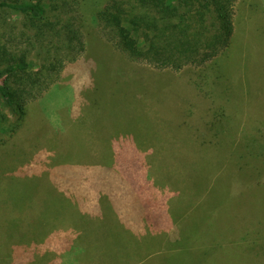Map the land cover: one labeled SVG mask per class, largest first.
<instances>
[{
	"label": "rangeland",
	"instance_id": "1",
	"mask_svg": "<svg viewBox=\"0 0 264 264\" xmlns=\"http://www.w3.org/2000/svg\"><path fill=\"white\" fill-rule=\"evenodd\" d=\"M253 9L263 10L264 0L238 1V43L233 51L228 50L204 67L188 66L180 72L156 71L134 64V72L129 73L128 68L113 59L115 52H120L102 40L95 25L88 22L89 15L94 17L93 8L88 9L89 14H82L84 53L77 61L66 62L50 88L31 105L22 125L10 134H0V164L13 167L14 174L29 173L30 180L41 178L39 182L43 184L28 187L24 192L36 201L37 208L27 201L22 204L0 201V223L7 225L12 233L14 222L27 226L21 231L22 245H11L0 239V248L6 251L10 247L15 252L11 263V256L3 255L2 264H13L19 256L23 264H53L55 258H60L56 264H136L133 259L125 261L126 255L133 254L138 255L137 259L144 256L141 264H204L208 256L217 260L215 264H264L262 213L249 205L251 213L247 210L245 215L238 216L234 203L237 184L246 181V172L252 179L262 172L260 158L264 148L256 150L257 155L251 149L242 150L241 154L227 140L237 136L239 141L241 121L243 125L249 123V128L255 126L260 111L264 110V27L259 24L257 30H251L252 23L264 22V16L250 12ZM5 16L9 35L17 40L23 37L20 46L29 50L30 68L36 71L46 66L50 47L29 45L28 39L22 36L23 31L27 32L24 16L12 10ZM245 26L251 30L248 39ZM101 42H106L109 48ZM142 44L137 37L133 41L135 47ZM61 53L66 54V50L61 49ZM213 71L214 77L213 74L205 77V72ZM141 72L157 73L156 79L149 73L146 83L152 87L154 84L159 97L153 98L152 94L153 100H143L145 93L140 91L134 97L135 88L146 75ZM115 74L120 81L132 75L121 106L117 99L112 100L119 90L111 93ZM3 111L11 124L16 123L17 115L5 107ZM141 112L146 119L139 116ZM182 113L186 116H181ZM139 123L145 128L155 126L154 138L147 128H142L140 133ZM213 123L226 134L216 138L209 130ZM223 141L228 144L226 154ZM189 153L195 155L193 160H189ZM213 158H217L218 168L204 169ZM133 159L139 160L136 166L133 161L132 167L125 169L123 162ZM224 159L241 167L243 174L234 171L215 178L214 170L217 174L224 170ZM3 167H0V180H3L0 188L5 179L14 176L12 170L3 172ZM127 175H131V184L136 185L128 192L125 185L129 183L122 182ZM193 175L198 179L203 177L201 182L205 186H193ZM85 188L89 191L83 192ZM188 196L200 199L196 203L200 211L196 214L187 208ZM251 199L255 200V196ZM115 200L122 208L121 215L107 219V225L91 227L76 235L70 225V211L75 217L85 216L82 209L97 215L105 202L117 203ZM179 205L181 212L172 213ZM134 213L136 219L128 217ZM160 213L162 218L158 216ZM63 215L67 216L64 225L58 223ZM173 215L178 220L185 219L186 228L176 225L177 218ZM40 221L50 224L51 237L45 240L47 248L43 247L42 239L29 234L30 227ZM202 228L209 235H223L224 249H220L222 240H219L208 254ZM15 229L16 226L13 236L19 232ZM182 230L194 237L190 250L188 240L183 251L175 242ZM74 239L79 240L77 248V243L66 247ZM250 239L261 240L256 243L258 249L253 250L251 260L237 247L240 243L251 246ZM52 244L59 248L58 254H54ZM125 245L133 248L128 254H124Z\"/></svg>",
	"mask_w": 264,
	"mask_h": 264
},
{
	"label": "trees",
	"instance_id": "2",
	"mask_svg": "<svg viewBox=\"0 0 264 264\" xmlns=\"http://www.w3.org/2000/svg\"><path fill=\"white\" fill-rule=\"evenodd\" d=\"M238 1L239 0H0V134H10L16 126L19 127V125H22L29 115L30 107H32L31 105L42 97L43 93L50 88L56 75L65 67L66 62H75L81 54L84 53L86 49V37L80 25L82 23V14H87V12L89 14V8H93L94 17L93 15L91 17L89 15L88 22L95 25L101 37H103L102 40L110 43L115 51L120 52L121 59H117V57L113 59L128 68L127 71L129 73H131L130 71L134 72V64L145 65L156 71L170 70L180 72L188 66L204 67L208 62L216 59L218 60L221 56L228 53V50L230 52L234 50L235 43H238L237 34L239 31L236 25ZM84 6L87 7L85 11L84 9L86 8H84ZM9 10L24 16V27H26L27 32L23 31L22 36L28 39L27 42L29 45L33 46L39 44L42 47H50L47 49L48 58L46 66L40 67L36 71L30 68V64L27 61L29 50L27 48L23 49L20 46V39L23 40V37L20 36L19 40H17L16 37L10 36L6 29L7 18L5 14ZM254 10L255 9L250 12L254 14L255 12L261 13L262 16H264V9ZM4 12L5 14H3ZM259 24L264 27V22L259 21L252 23L253 27L251 30H257L258 27H260ZM251 30H249L248 26L244 27L246 39H248ZM136 37L143 41V44L138 47L133 46V41ZM58 42L59 44L57 45ZM53 48L55 51H52ZM61 49L66 50V54H62ZM230 56H232V53ZM112 71L115 73V68H112ZM214 71L211 73L205 72V77L206 75L209 77L211 74H213L214 77ZM131 77L132 75L129 74L120 81L115 74L114 78L111 80L113 81L111 84V93L115 94V91L119 89L118 96L113 95L112 99H117L119 106H121L120 103H122L123 98L128 94L126 90L130 86L129 82L131 81ZM201 77L204 78V76ZM146 80L147 78L140 82L142 85L136 88L134 97L139 95V91L141 94L145 93L142 98L143 100H153L151 97L152 94L153 98L156 96L159 97L160 92L156 91L154 84L152 87L146 83ZM149 92L151 93L149 94ZM143 100H141L142 106H144ZM3 107L9 109L18 116L16 123L11 124L9 122V118L4 113ZM133 110L135 111V108ZM260 112V119L255 126L249 128V123H246L245 125L247 126H245L241 121L242 130L240 132L241 136L239 141H237V136H231L227 139L232 143L231 145L236 148V151H249L251 149V152H253L252 154L257 155L255 151L259 148H264V110ZM138 114L144 117L143 114L145 113L141 112ZM181 116L186 115L182 113ZM215 117L214 115V118ZM22 120L23 122L20 123ZM142 128L148 129L147 132L151 138H154L157 133L153 125L149 128L146 125L145 128V126L139 123V126H137L139 132ZM209 130L214 133L216 138H221V135L226 134V132L222 130V127H215V123L211 125ZM230 139H233L234 142ZM223 143L225 145V151L223 153L226 154L228 144L225 143V141H223ZM219 151H221V148H219ZM194 156L195 155L189 153V160H193ZM218 157L220 156L218 155L217 158ZM217 158L210 159V164L207 163L204 169H217ZM260 159L262 162V172L259 173L255 179H252L250 174L246 172V181L237 184L238 194L236 195L234 203L235 207L239 210L237 213L238 216L245 215L244 213L247 212V210L250 214L251 210L248 206L253 205V207L262 213V223L264 225V154ZM133 161V166H136V162H139V160L136 159L124 161L123 165L125 169L131 168ZM222 163L224 165V170L218 174L214 170L215 178L225 174L228 175V173L234 171H240L243 174L242 168L239 166L235 167L230 163V160L226 161V159H224ZM245 164H247V161H245ZM0 167L2 168L3 165L0 164ZM14 167L17 166L14 165ZM8 170H12V175L14 176L5 179L4 186L0 188V201L8 203L11 200L12 202L16 201L18 204L27 201L32 203L33 208H37L36 201L33 202L32 198L25 196L24 192L27 191L28 187L32 189L35 186H40L41 182L39 181H41V178L36 177L38 181L36 178V180L33 181L29 179V176H32L29 173L22 174L20 172L14 174L13 167H3V172H7ZM125 180L131 184L129 181L132 180L131 175H127V178L122 179V182ZM201 181L203 182V177L202 179H198L197 175L192 176L191 183L193 186H198L200 184L204 185ZM133 189V187H127L126 191L128 192ZM252 196H255V200L251 199ZM114 199H116L115 196ZM187 199L189 201L187 208L194 214L199 212L200 208L196 206V203H199L200 199L194 196H188ZM115 201L117 203H113L114 201L105 202L104 207L108 212L106 214L105 209L103 210L102 208V216L90 215L89 217H85L81 214V216L75 217L70 211V225L75 229L76 235L78 236L79 233L81 234L86 230H90L91 227L100 228L103 225H107V219H114L118 214L121 215L120 211L122 208L118 200ZM42 206L43 204L41 207ZM173 209L171 211L172 213H180L182 207L179 205V207H174ZM158 216L162 218V213ZM173 216L176 217L175 215ZM230 216V218H234V215ZM61 218L62 220L58 223H62L63 225L67 224L65 222L67 216L63 215ZM176 218L177 221L175 224L182 226V228L185 227L187 224L185 219L182 218V220H178V217ZM49 225L50 224L46 221L44 224H41L40 221L38 224L35 223L31 226L29 232V234L36 235L35 237L38 236L40 241L42 239L44 242L43 247L46 248L45 240L51 237L49 236ZM6 226L7 225L0 223V239L11 245L13 243L22 245L24 236L21 231L26 229L27 226L24 224L19 225L15 222L14 224L12 223L13 233L14 226H16L15 230L19 231L16 236H13V233L9 231ZM185 228L183 230H185ZM183 230L181 234H178L175 242L180 245L183 251L187 248L186 240H188V250H190L191 246L193 248L191 240L194 239V237L192 238L190 234L186 235V232H183ZM201 231L203 232V228ZM204 235L206 236L204 245L208 248V254L212 253L211 251L216 248V243L219 240H222L220 249H224L222 246L224 245L223 235H218L217 233L209 235L207 232H205ZM127 241L130 242L133 240ZM137 241L134 240L135 243H138ZM249 242L251 243L249 247H244V243L238 244L237 247L241 250L243 249L251 260L252 256L255 254L253 250L258 249L256 243L261 242V240L250 239ZM72 243H77V248L79 240H71L70 243L66 244V247ZM51 247H53L54 254L59 251V248L56 247L55 244H52ZM124 247H126L124 254H128L129 251L133 249H130L126 245ZM260 247L261 246H259V248ZM12 254L15 255L12 248L9 247L6 251L0 248V264H2L3 255L7 257L11 256V263L13 261ZM137 256V254H133L132 256L126 255L125 261L126 258L128 260L133 259L136 260V264H141L144 256H141V259H137ZM20 258L21 256L16 258L13 264H23L24 262L21 261ZM58 261H60V258H55L53 264H56ZM216 261L215 258L212 257L211 260L208 256V258H205L204 264H215ZM6 263L9 262L6 261Z\"/></svg>",
	"mask_w": 264,
	"mask_h": 264
},
{
	"label": "crops",
	"instance_id": "3",
	"mask_svg": "<svg viewBox=\"0 0 264 264\" xmlns=\"http://www.w3.org/2000/svg\"><path fill=\"white\" fill-rule=\"evenodd\" d=\"M103 43H104V45H106V46L109 48V46L107 45L106 42H101L100 44H103ZM107 50H108V49H107ZM114 57H117L118 59H121V58H120V54H116V52H115ZM140 66L144 67L145 65H141V64H140ZM145 67H147V66H145ZM151 71H153V70H151ZM141 73H142V75H143V74H146V75L144 76V78H143L144 80H145L148 76H150L149 73H153L155 79H156L157 76H158L157 73H155V72H149V73H148V72H146V73H145V72H141ZM142 75H141V76H142ZM156 75H157V76H156ZM143 79H142V80H143ZM142 80H141V82H142ZM140 85H142V83H138V86H137L136 88H138ZM136 88H135V89H136ZM116 113H117V112H116ZM134 185H135V184H129V185H127V187L132 188V187H135ZM82 191H83V192H88L89 190H88V188H85V190H82ZM102 206H103V205H102ZM102 206L99 208V210H98L99 212H98L97 215H95V216H102V214H103V212H102V208H103V210L105 209V213L107 214V212H108L107 209H106L104 206H103V207H102ZM124 209H125V208H124ZM82 213L85 214V216H87V217H89V216L91 215V212H89L88 209H86V210L82 209ZM123 217H124V219H126V213H124ZM128 217L136 219L137 216H136V214L134 213L132 216L130 215V216H128Z\"/></svg>",
	"mask_w": 264,
	"mask_h": 264
}]
</instances>
